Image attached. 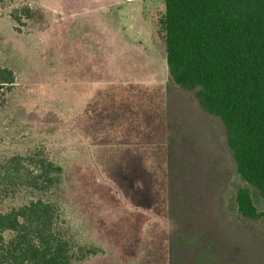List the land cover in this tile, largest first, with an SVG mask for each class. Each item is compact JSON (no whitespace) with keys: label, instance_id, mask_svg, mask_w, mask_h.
I'll return each instance as SVG.
<instances>
[{"label":"rangeland","instance_id":"1","mask_svg":"<svg viewBox=\"0 0 264 264\" xmlns=\"http://www.w3.org/2000/svg\"><path fill=\"white\" fill-rule=\"evenodd\" d=\"M163 11V0L0 5V66L16 79L0 103V169L21 176L2 172L0 211L52 204L75 264H264V219L237 215L247 185L221 123L169 77ZM36 159L61 168L53 188L35 186Z\"/></svg>","mask_w":264,"mask_h":264},{"label":"trees","instance_id":"2","mask_svg":"<svg viewBox=\"0 0 264 264\" xmlns=\"http://www.w3.org/2000/svg\"><path fill=\"white\" fill-rule=\"evenodd\" d=\"M7 0H0L3 5ZM154 29L164 46L171 81L191 92L200 110L222 125L236 173L237 215L264 219L251 188L264 203V0H163ZM32 17L29 9L24 10ZM19 22L16 15H12ZM12 70L0 66V103L12 91ZM20 158L10 160L20 164ZM33 177L53 188L61 168L32 160ZM14 164V163H13ZM12 183L21 179L11 167ZM34 184V183H32ZM44 188V187H41ZM53 205L41 198L0 211V264H75L79 251L60 229Z\"/></svg>","mask_w":264,"mask_h":264}]
</instances>
